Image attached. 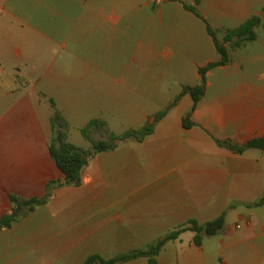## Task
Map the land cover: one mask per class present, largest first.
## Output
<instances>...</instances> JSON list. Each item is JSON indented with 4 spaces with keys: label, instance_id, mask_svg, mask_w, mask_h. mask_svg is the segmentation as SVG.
<instances>
[{
    "label": "crops",
    "instance_id": "0c3cea01",
    "mask_svg": "<svg viewBox=\"0 0 264 264\" xmlns=\"http://www.w3.org/2000/svg\"><path fill=\"white\" fill-rule=\"evenodd\" d=\"M183 4L194 2L0 0V218L13 208L10 195L41 198L50 180L64 178L49 154L50 101L67 124L69 143L89 122H98L88 132L100 140L166 111L143 141H120L113 151L94 154L74 187L82 194H53L1 229L10 235L0 244V264L111 258L189 219L204 224L221 214L219 234L196 246L194 233L185 231L165 243L156 264H264V204L254 206L264 196V151L235 154L213 141L240 146L264 136V71L235 63L228 51L230 62L206 73L205 93L189 119L196 126L189 129L182 118L192 100L178 97L184 86L200 83L199 68L219 61L205 22L220 41L252 16L261 18L264 0H200V18ZM16 90L21 93L12 95ZM107 167L135 180L147 172L139 186L161 187V194H90L105 189L97 178ZM124 219L136 229L111 228L110 221Z\"/></svg>",
    "mask_w": 264,
    "mask_h": 264
},
{
    "label": "trees",
    "instance_id": "16d2710c",
    "mask_svg": "<svg viewBox=\"0 0 264 264\" xmlns=\"http://www.w3.org/2000/svg\"><path fill=\"white\" fill-rule=\"evenodd\" d=\"M194 5H184V8L192 12L195 16L200 18L196 10V6L200 0H193ZM261 22L259 16H252L243 24L235 29L225 32L222 41L217 39L216 32L205 22L206 31L212 38L216 51L219 54V61L208 63L207 65L199 68L198 73L200 75V83L195 86H184L178 97L188 95L192 100V106L190 110L182 118V126L185 129L196 126L191 122L190 115L195 109L199 100L205 93V75L206 73L218 66L227 65L230 62V56L228 49L235 48L241 45L243 42L254 41L256 35L254 28ZM234 40V41H233ZM229 43L228 46H225ZM53 108V112L50 118L51 125V142L49 145V154L51 159L55 163L56 167L64 176V183L57 186H69L79 187L81 185V171L87 165L89 159L97 153L113 151L120 141L132 139L135 142L143 141L147 136L151 135L154 131L155 125L164 117L166 111L158 112L153 116L151 122L145 124L143 127L137 130H128L120 135L114 133H108L106 140H92L89 136L88 129L90 126L98 122H89L84 128L80 130L82 136L90 143L91 149L84 150L66 141L67 124L64 122L60 113L55 109L54 104L50 101ZM175 102H173L174 104ZM101 125L103 123L99 122ZM217 145H223L235 154H242L246 149H259L264 151V136L254 138L247 141L243 145H234L229 141H218L213 139ZM54 182H50L45 187V194L41 198L21 199L15 195H10L9 199L13 204V208L9 214H5L0 218V230L3 228H10L15 223L19 222L22 218L33 212L38 207L46 204L51 195V188ZM264 204V196L259 199L254 206H261ZM224 214L204 223L199 224L194 219H189L185 224L174 229L163 236L157 238L150 245L142 249H134L128 252L119 253L111 258H103L99 254L89 255L82 264H119L128 262L130 260L145 258L148 264H156V257L161 251L162 247L168 241L175 240L178 236L185 232L191 231L194 233L192 242L196 246H200L203 237H211L219 234L223 229Z\"/></svg>",
    "mask_w": 264,
    "mask_h": 264
},
{
    "label": "rangeland",
    "instance_id": "374dc122",
    "mask_svg": "<svg viewBox=\"0 0 264 264\" xmlns=\"http://www.w3.org/2000/svg\"><path fill=\"white\" fill-rule=\"evenodd\" d=\"M264 9V8H263ZM261 22L258 26H256L253 30L256 35V40L254 41H248V42H243L241 45L235 48H229L228 51L232 54V59L234 60L235 63L237 64H243L245 67H252L255 70L258 71H264V11L262 12L261 10ZM222 41V39L220 40ZM21 91L16 90L12 95H19ZM11 98V97H10ZM6 100V98H4ZM93 138H90L92 140L98 141V136L93 135ZM101 136L100 140H106L107 137ZM73 145H80L79 143H82L81 147L84 150L90 149V144L78 133V132H72L70 135V140H69ZM160 158V156H154L155 161H157ZM91 159V158H90ZM89 159V160H90ZM159 164L157 162H154V166L158 167ZM153 166V165H151ZM116 169V168H115ZM113 170L111 167L105 168V171H103L100 174V177L97 178L99 180V183L101 184L102 187H105V189L99 188V189H94V191H91L90 194H104V195H121L124 193H129L135 189H137L138 194H146L148 193H156L161 194V187H142L139 186L141 184L145 185L146 181L148 179L145 178L146 176H149L147 172H138V178L135 180V175L131 172H120ZM152 175L155 177L160 176L159 171H151ZM141 174V175H140ZM121 178L124 179L123 186H115L113 185L115 182L119 181ZM135 181H138V187L136 188L134 186ZM54 182L52 188H51V195L50 198L53 194H82V189H75L74 187H69V186H57L58 184H63L64 183V178H61L60 176L56 177L55 179L50 180L48 183ZM47 183V184H48ZM130 183V185H129ZM113 185V186H112ZM150 190L152 192H150ZM146 220V219H145ZM111 228L114 229H120V230H130V229H136V226L134 224H131L130 220L124 219L123 222L118 225L117 223H114V221H110ZM17 226V225H16ZM120 226V227H119ZM174 230V229H173ZM172 231V230H171ZM10 235V231L6 233H1L0 234V244L3 242H6L9 240L7 238ZM4 236V238H3ZM7 238V239H6ZM145 244L143 242H139L137 244L136 249H142L145 248L146 246L150 245ZM146 245V246H145ZM133 250V249H132ZM125 252L131 251V250H123ZM121 251V253H123Z\"/></svg>",
    "mask_w": 264,
    "mask_h": 264
}]
</instances>
